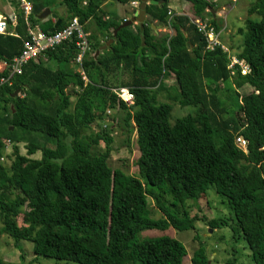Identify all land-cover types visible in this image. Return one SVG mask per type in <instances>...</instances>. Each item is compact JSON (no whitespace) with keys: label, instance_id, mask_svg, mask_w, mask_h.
I'll return each mask as SVG.
<instances>
[{"label":"trees","instance_id":"obj_1","mask_svg":"<svg viewBox=\"0 0 264 264\" xmlns=\"http://www.w3.org/2000/svg\"><path fill=\"white\" fill-rule=\"evenodd\" d=\"M102 1L60 0L65 14L57 16L56 30L72 18L84 25L94 20L105 37L102 42L114 40L96 55L101 42L89 37L90 52L82 64L89 85L83 86L77 72L72 43L30 61L20 75L0 83V234L17 249L21 242L31 243L34 255L25 263L22 254L18 264H36L39 257L75 264H183L187 250L181 242L167 235L142 238L141 233L192 230L194 220L185 210L178 215L176 204L184 209L210 188L225 199L229 220L209 221V227L229 225L232 239L247 245L251 261L264 264V0L250 4L245 40L236 54L250 69L246 75H231L227 55L206 50L205 38L191 23V18L209 17L219 31L208 11L213 5L206 0H182L190 10L178 15L170 13V0H153L159 4L147 5L146 14L172 31L160 38L147 26L137 32L121 28L113 35L118 26L103 21ZM31 2L30 26L50 34L56 22L38 16L48 7L54 12L53 0ZM15 10V23L7 20V32L0 34V63H11L29 40L18 4ZM69 64L76 71L66 68ZM169 76L175 84L165 88L162 81ZM8 77L5 68L0 80ZM70 87L77 97L73 111ZM120 88L133 94L132 106L111 92ZM164 90L179 106L193 107L194 114L170 124L172 105L158 103ZM233 94L239 98L237 108ZM116 108L125 113L127 133L136 134L140 179L109 167V135L86 134ZM236 136L248 142L246 152L236 147ZM7 142L9 168L1 162ZM100 142L106 151L92 152ZM20 144L26 155L20 154ZM37 153L39 159L31 158ZM23 166L27 169L21 171ZM166 194L173 200L170 206ZM148 198L163 218L150 217ZM20 215L23 226L18 225ZM190 262L210 264V259L199 246Z\"/></svg>","mask_w":264,"mask_h":264},{"label":"rangeland","instance_id":"obj_2","mask_svg":"<svg viewBox=\"0 0 264 264\" xmlns=\"http://www.w3.org/2000/svg\"><path fill=\"white\" fill-rule=\"evenodd\" d=\"M254 0H236L231 2L230 0H220L217 7L224 6V16L218 18L216 23L221 30L219 40L221 43L230 48L233 54L239 53L242 44L245 40V22L248 18V8ZM138 3V2H137ZM60 0H54L52 5L55 8H60ZM15 0H0V13L6 14L8 11L16 8ZM177 6V5H176ZM179 7V6H177ZM226 8V9H225ZM60 15L65 14V9L60 8ZM226 13V14H225ZM49 18V16L47 17ZM256 16H252V19H256ZM205 21L210 22V18H206ZM94 22V21H93ZM95 23V22H94ZM93 27L96 28L95 24ZM235 38L231 37L228 31L233 30ZM242 31V32H240ZM1 69V64H0ZM54 70V69H53ZM165 88L173 87L175 84L174 78L166 81ZM169 90V89H168ZM68 92L72 94L70 111L75 109L77 97L74 95L73 89L68 88ZM166 90L158 93V103H168L172 105V111L170 113V124H174L175 120L181 117H185L189 114H194L195 109L193 107H181L177 103L168 99ZM220 98L224 99L220 93ZM234 108L239 106L238 95H231ZM124 112L118 108L109 109L103 115L102 120L95 121L92 131H87L86 134L90 135L91 132H105L112 139L110 144V155L108 158V165L112 170L119 169L127 173L128 175L139 178L137 160L139 157V151L136 142V134L132 132L127 133V127L124 122ZM106 151V145L100 142L99 145L92 148V152L101 154ZM19 152L21 155H26V146L19 145ZM11 145L5 143V149L3 152L4 162L3 164L9 168L12 161L11 158ZM31 158L39 159L40 153H37ZM23 168V169H22ZM21 171H24V166ZM140 179V178H139ZM173 203V200L169 194H166V204L168 206ZM178 209V215L185 210L190 219L194 220L192 230L178 232L170 227L166 231L150 230L141 233L142 238H154L162 235L170 236L179 242H181L187 250V255L183 259V264H191L190 259L193 252L202 246L206 254L210 259V264H224L227 260H234L235 264H254L250 259V252L247 249V245L243 240H233L231 227H219L212 230L208 222L209 221H221L229 220V212L226 207V201L224 198L216 194V192L210 188L206 194L201 196L198 201H188L185 204V208L182 209L180 204H176ZM148 209L150 210V217L157 220L163 218L162 213L156 208L152 199L148 198ZM173 209V210H172ZM171 211H175L174 208H170ZM18 225L23 226L22 215L18 218ZM1 228V225H0ZM20 248L14 247L13 241L6 235L0 234V260L5 264H18L20 262V256L24 255L25 263H28L34 258L32 252V244L28 242H21ZM36 264H75L64 261H56L53 259L37 258Z\"/></svg>","mask_w":264,"mask_h":264},{"label":"built area","instance_id":"obj_3","mask_svg":"<svg viewBox=\"0 0 264 264\" xmlns=\"http://www.w3.org/2000/svg\"><path fill=\"white\" fill-rule=\"evenodd\" d=\"M18 4L19 11L22 13L26 25L28 26V37L29 40L24 41L21 53L17 55L11 63L7 64L1 62V69L9 70V77L7 79L2 78L0 83L6 82L14 75H20L23 68L30 61H38L40 58L44 57L47 52L53 51L60 47L64 43H72L75 47L76 54L74 57V63L77 66V72L79 73L83 86L86 87L90 84L85 72L82 68L83 60L85 56L90 52L89 35L85 30V25L80 23L78 18H72L68 23L61 29L55 30L50 34H44L40 31L38 27H31L29 24V17L32 14V2L31 0H15ZM231 2H236V0H230ZM208 4H212V0H206ZM85 5V2L83 3ZM132 6L138 8V3L133 1ZM127 19L124 20L126 22ZM12 23H15L16 18L9 19ZM191 23L195 26L198 33H200L206 40V50L214 51L220 49L223 53L227 55L228 65L227 69L230 71L231 75L240 72L241 75H246L250 72L248 65L244 60L237 58L235 54L232 53L229 47L220 42L219 37L221 35V30L218 32L215 30L214 26L208 21H202L199 19H190ZM7 32V18L0 15V34H5ZM117 97L127 106L130 107L134 103V96L128 88L112 89ZM9 143V142H7ZM248 142L240 136L235 137V145L237 148L246 152ZM261 151H264V145L261 147ZM4 162V156L1 159Z\"/></svg>","mask_w":264,"mask_h":264},{"label":"crops","instance_id":"obj_4","mask_svg":"<svg viewBox=\"0 0 264 264\" xmlns=\"http://www.w3.org/2000/svg\"><path fill=\"white\" fill-rule=\"evenodd\" d=\"M133 1H135V0H133ZM53 2H54V0H53ZM219 2H220V0H212L211 5H213V9H212L213 14L211 15V18L214 20H217L218 18L224 16V15H222V14H224L223 13L224 12V6L220 7V8L217 7V4H219ZM176 5L179 7H177ZM168 7L170 10V13L173 15L182 14V13L188 12L190 10V5H188L187 2L182 1V0H170ZM48 8L50 9V7H48ZM60 8H64V7H60ZM60 8H57V9L55 8L54 12H51L56 17L54 19L52 16H49L52 21H56L57 16H62L58 13ZM100 9L102 10L101 11L102 15H103L102 19L104 22H112L113 24H116L118 26L117 29H121L120 27L124 24V20L127 19V21L125 23L129 22L131 20V18L134 17V14L138 8L137 9L134 8L131 3L121 5V4L114 2L113 0H103ZM0 15L6 17L7 20H9V19L11 20V19H13V17L16 18L17 14H16V10L13 9V10L8 11L6 14L0 13ZM43 20H45V19H43ZM145 20H147L149 23L140 25L139 23L134 22L130 26H127V27H129V29H131L132 31L137 32L138 29L143 30V26H147L150 28V34L156 38H160V37H163L166 35L167 36L172 35V31L168 25H166L164 23L157 22L156 20H152L151 17L147 14H145ZM93 21L94 20H89L85 24V30H86L87 34L89 35V37L93 36L94 38L98 39L101 42L100 47L105 45L106 42H108L109 40H112L110 45L113 44L114 43L113 39L106 40L104 43L102 42L105 37L102 33H100V31L98 30V28L96 26V23H94L95 21L94 22ZM92 23L95 24L96 28L93 27ZM228 32L231 34V37L235 38L236 32L234 31V29L231 31H228ZM109 46L107 48H109ZM102 51L103 50H101L99 52V54ZM47 65H48V67H50L51 69H54V70L57 68L56 63H54V62H48ZM66 68H69L73 71H76V68H75V66H73V64L67 65ZM171 78H172V76H169L166 79L163 78V81H162L163 84L165 85L167 83L166 81H168V79H171ZM73 91H75V90H73Z\"/></svg>","mask_w":264,"mask_h":264},{"label":"water","instance_id":"obj_5","mask_svg":"<svg viewBox=\"0 0 264 264\" xmlns=\"http://www.w3.org/2000/svg\"><path fill=\"white\" fill-rule=\"evenodd\" d=\"M135 1L138 2L139 5H138L137 11L134 14V17H132L129 22L124 23L120 28H125L127 26H130L134 22L139 23L140 25L149 23L147 20H145L147 4L148 5H154V6L159 4L158 2H155L153 0H149V1L148 0H135ZM160 3H162V2H160ZM208 11H211V13L213 14L212 9H209ZM48 16H52L54 19L56 18L55 15H53L51 13V10L49 8H46L42 13L39 14L38 19L43 20V19H46ZM55 22L56 23L54 24V26L50 30L51 32H54L56 30V28L58 27V24L60 23L59 20H56ZM118 30L119 29H116V31H114V35L116 34V32ZM111 42H112V40H109L108 42H106V44L103 45L102 47H100L96 51L95 54L98 55L101 50H105L110 45ZM18 93H19V91H16L13 94V97H16L18 95ZM11 130H12V128H11Z\"/></svg>","mask_w":264,"mask_h":264},{"label":"clouds","instance_id":"obj_6","mask_svg":"<svg viewBox=\"0 0 264 264\" xmlns=\"http://www.w3.org/2000/svg\"><path fill=\"white\" fill-rule=\"evenodd\" d=\"M127 21V20H126Z\"/></svg>","mask_w":264,"mask_h":264}]
</instances>
